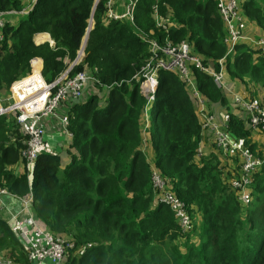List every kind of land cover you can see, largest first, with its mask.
Segmentation results:
<instances>
[{
    "label": "trees",
    "instance_id": "16d2710c",
    "mask_svg": "<svg viewBox=\"0 0 264 264\" xmlns=\"http://www.w3.org/2000/svg\"><path fill=\"white\" fill-rule=\"evenodd\" d=\"M94 2L36 0L16 24L5 22L0 100L9 96L13 81L30 73L36 57L47 82L68 68ZM24 4L0 0V11H20ZM153 4L163 14L169 12L175 29L165 32L154 26ZM237 4L246 23L244 34L264 36V0ZM105 5L106 0L97 2L84 56L67 73L85 70L96 79L68 106L70 140L62 150H41L28 178L21 156L26 135L15 112L1 115L0 186L17 195L30 191L38 223L73 243L60 264H264V162L251 175L252 198L244 205L230 185L239 173V157L222 155L214 142L202 144L199 104L176 72H158L151 124L148 97L140 86L148 45L130 23L107 19ZM134 19L138 30L158 40L186 41L204 65L218 69L226 46L216 0H137ZM37 33H48L53 43H34ZM39 67L36 60L34 72ZM222 69L224 82L264 105V56L257 46L241 40L225 56ZM189 73L209 111L228 113L229 132L255 156L264 157V146L251 140L247 119L229 92L193 65ZM93 85L94 92L89 89ZM152 171L186 205L190 232L182 233L172 209L155 201ZM0 252L12 264H31L2 218Z\"/></svg>",
    "mask_w": 264,
    "mask_h": 264
},
{
    "label": "built area",
    "instance_id": "2783aa9c",
    "mask_svg": "<svg viewBox=\"0 0 264 264\" xmlns=\"http://www.w3.org/2000/svg\"><path fill=\"white\" fill-rule=\"evenodd\" d=\"M35 1L30 0L20 11H0V40L3 37L1 28L8 21L4 16L15 13L27 14ZM136 3L137 0H106L105 17L130 23L139 32L141 40L147 43L149 58L140 70L143 77L140 85L142 91L148 97L149 90L143 88V82L146 81L152 92L149 98L153 99V93L158 84L156 75L160 70L176 72L184 79L191 96L199 104L201 134L204 130H212L216 148L224 156L237 155L240 159L238 176L230 181V185L236 190L238 199L247 205L252 198L250 191L251 175L264 162V157L255 156L247 146L229 132L227 128L228 113L221 112L219 121L214 114L204 112L205 103L195 85L194 78L189 73V68L193 65L209 74L219 88L231 94L234 104L244 112L247 124L253 129L264 131V105H261L257 99L244 98L231 91L227 83L223 81L222 69L225 56L231 55L235 45L241 40L252 42L259 48L260 54L264 56V36L251 38L243 33L245 20L239 13L237 0H216V6L225 30L223 43L226 46V52L224 56L218 59V69H212L204 65L196 54L191 53L190 46L186 41L174 43L167 36L163 40H158L148 33L138 30L134 19ZM150 10L155 27L165 32L175 29V24L169 18V12L164 14L160 12L157 4H153ZM93 22V19L91 20L89 17L87 26L90 29L93 27ZM82 57L83 53L81 52L76 58L75 64L79 63ZM89 81H96V79L90 72L78 70L71 76H67V73L64 74L63 72L53 81L47 82L40 73V68H38V71L31 70L28 75L11 83L10 94L6 98L9 102L0 100V116L15 112V119L26 135L21 156L28 172V178L31 177L38 153L44 149L45 145L42 121L51 116L55 117L60 122L61 127L71 136L72 134L67 127L66 111L69 105L82 97L83 90ZM59 108H62L60 113ZM200 154L201 151L198 149V155ZM151 181L155 201L172 209L182 233L190 232L193 226L184 202L168 188L156 171L151 172ZM5 196L17 203V210H14L12 205H8L4 200ZM32 202L33 198L30 191L24 195H17L0 186V218L9 225L10 230L17 235L25 247L28 261L31 264H41L49 260L52 264H60L65 250L73 248V243L55 236L48 229L43 228L32 213ZM87 246L89 244L79 248V255L85 251ZM0 264H12V261L0 252Z\"/></svg>",
    "mask_w": 264,
    "mask_h": 264
},
{
    "label": "crops",
    "instance_id": "0c3cea01",
    "mask_svg": "<svg viewBox=\"0 0 264 264\" xmlns=\"http://www.w3.org/2000/svg\"><path fill=\"white\" fill-rule=\"evenodd\" d=\"M28 2H29V0H25L24 5L28 4ZM8 21H10L12 23L11 19H8ZM251 38H254V37H251ZM33 40H34V43H36V44L43 43V42H49L50 44L53 43V41L50 39V36L48 33H37L34 35ZM36 60L40 61V67L39 68L40 69L42 68L41 58L36 57V58L31 60V70H34V62H36ZM37 71H38V69H37ZM227 85H228L229 89L231 91H233L234 93L239 94L241 96H244L243 93H241L237 90V87L235 85H233V84L229 85L228 83H227ZM204 108H205V106H204ZM61 111H62V108H59V113ZM204 112L214 114L216 116L217 120H219V114L222 112V110L209 111V109L206 106ZM241 112L244 114L243 111H241ZM198 114H199V106H198ZM199 119L201 121L200 114H199ZM41 124H42L43 130H44L43 131L44 132L43 138H44V144L45 145H44L43 150H49L50 151L51 149H49V148H53V149H55L54 152H56V151H59L57 149L59 147L61 148V150L64 149V146L68 143L71 136L63 127H61L60 122L55 117L51 116V117L44 119ZM250 132H251V135H250L251 140L257 141L258 143L262 142L264 144V132L258 133L252 129ZM201 135H202V144L213 142V131L212 130H210V129L204 130V131H202ZM27 176H28V174H27ZM4 200L8 203V205H12L14 207V210L18 209L17 203L13 202V200H11L9 197L5 196Z\"/></svg>",
    "mask_w": 264,
    "mask_h": 264
},
{
    "label": "rangeland",
    "instance_id": "374dc122",
    "mask_svg": "<svg viewBox=\"0 0 264 264\" xmlns=\"http://www.w3.org/2000/svg\"><path fill=\"white\" fill-rule=\"evenodd\" d=\"M21 16H23L22 13H15V14H12V15H6V16H4V18L11 19L12 20V23L13 24H16ZM243 33H244V30H243ZM83 56H84V53H83ZM80 58H81V56H80ZM159 77H160V73H157V75H156L157 80L159 79ZM94 88H96V87H94V85H93L89 89H90V91H93L94 92ZM143 88L145 90H149V92H150L149 95H148V105H149V109L147 110V115L149 116V121L152 124V113H153V109H154V100L152 98L151 99L149 98L152 95L151 94L152 92L150 91L151 89H150V87H149V85L147 84L146 81L143 82ZM106 96L107 95H106V90H105L104 94L99 96V101L102 102L106 98ZM6 98H3V102H9ZM204 106L206 108V105H204ZM250 129H252L254 131H257L256 129H253L251 127H250ZM260 144H261V147L264 146V144L262 142H260ZM49 149L53 150V148H49ZM57 149L60 150L61 148L59 147ZM195 243L197 244L198 241L196 240ZM41 264H52V263L49 260H47L45 262H42Z\"/></svg>",
    "mask_w": 264,
    "mask_h": 264
},
{
    "label": "water",
    "instance_id": "95a60500",
    "mask_svg": "<svg viewBox=\"0 0 264 264\" xmlns=\"http://www.w3.org/2000/svg\"><path fill=\"white\" fill-rule=\"evenodd\" d=\"M97 2H98V0H95V2H94V6H93V8H92V13H91V15H90V19H91V20L93 19V10H94V8H95ZM89 31H90V27L87 26L86 32H85V34H84V36H83V39H82V42H81V46H80V49L78 50V54H77V57H76V58H78V56H79V54H80L81 52L83 53L84 46H85V44H86V40H87L88 32H89ZM76 58H75V60H74L69 66H68V68L64 71V74L68 73V71L72 68V66L75 64ZM40 73L42 74V68L40 69Z\"/></svg>",
    "mask_w": 264,
    "mask_h": 264
}]
</instances>
